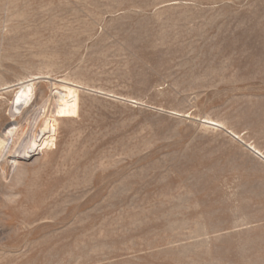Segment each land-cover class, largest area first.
Returning a JSON list of instances; mask_svg holds the SVG:
<instances>
[{
	"label": "rangeland",
	"instance_id": "1",
	"mask_svg": "<svg viewBox=\"0 0 264 264\" xmlns=\"http://www.w3.org/2000/svg\"><path fill=\"white\" fill-rule=\"evenodd\" d=\"M0 145V264H264V0H0Z\"/></svg>",
	"mask_w": 264,
	"mask_h": 264
},
{
	"label": "bare ground",
	"instance_id": "2",
	"mask_svg": "<svg viewBox=\"0 0 264 264\" xmlns=\"http://www.w3.org/2000/svg\"><path fill=\"white\" fill-rule=\"evenodd\" d=\"M31 90L30 82L19 85V90L15 96L16 110L21 108L25 109V107L29 104L31 99ZM41 111V120L37 124L35 133L33 134V141L35 143L22 152V156L25 158L29 157L34 151L42 152L44 149L52 146L54 123L49 115L50 105L46 103L41 108ZM22 132L23 130H21L18 126H11L6 130L4 135V141L6 142L4 147L5 151L7 150V152H11L16 149L17 142L21 136L20 133ZM0 149H2V145H0Z\"/></svg>",
	"mask_w": 264,
	"mask_h": 264
}]
</instances>
